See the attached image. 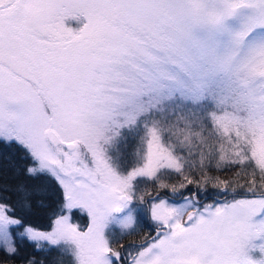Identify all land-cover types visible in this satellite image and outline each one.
I'll return each mask as SVG.
<instances>
[{
  "label": "snow or ice",
  "instance_id": "obj_1",
  "mask_svg": "<svg viewBox=\"0 0 264 264\" xmlns=\"http://www.w3.org/2000/svg\"><path fill=\"white\" fill-rule=\"evenodd\" d=\"M0 159V264H264V0H0Z\"/></svg>",
  "mask_w": 264,
  "mask_h": 264
},
{
  "label": "trees",
  "instance_id": "obj_2",
  "mask_svg": "<svg viewBox=\"0 0 264 264\" xmlns=\"http://www.w3.org/2000/svg\"><path fill=\"white\" fill-rule=\"evenodd\" d=\"M0 164H3L5 167L7 166L6 162L3 161L2 159H0ZM210 175L219 176L222 179H227V178H230L232 176V172L213 170L210 172ZM194 190H195L194 187L192 185H189L188 188L185 189L184 193L187 194L188 192H191ZM215 191H216L215 189H212L211 187H209L207 192L202 194V202L203 203H208V202L214 203V197L210 196L209 193H214ZM162 196H165V195L163 194ZM56 207H57V205L55 203H53L52 210H54ZM52 210H49L48 212L30 215L28 217V222L32 226H34L40 230H50L51 225H52V220L54 219V216L52 214ZM82 220L86 221V223H87L88 218L86 217V215L82 216ZM149 228H151V226L148 223V221H142L139 233L132 235V236H128L126 238H123L122 242L127 246L129 243L140 241L141 239L138 240V239H136V237L139 234L140 235L143 234V231L147 230ZM21 247H22V253H21L22 256H35L36 259L44 260L45 264H50L52 257L55 256V252H53L51 254H45L43 252H40L39 250L32 247L29 242H25ZM3 258H4L3 252H0V259H3ZM8 264H19V262L18 261H9Z\"/></svg>",
  "mask_w": 264,
  "mask_h": 264
},
{
  "label": "rangeland",
  "instance_id": "obj_3",
  "mask_svg": "<svg viewBox=\"0 0 264 264\" xmlns=\"http://www.w3.org/2000/svg\"><path fill=\"white\" fill-rule=\"evenodd\" d=\"M172 182H176V178H173V181ZM194 187V186H193ZM195 189V188H194ZM184 191H185V189L184 190H182V192L184 193ZM165 195L164 197L165 198H167V199H169V200H175V201H177V202H181V195L178 193V194H175V195H173V194H171L170 192H167V193H165V192H162L161 193V195ZM184 194H186V193H184ZM208 203H211V202H208ZM213 203V202H212ZM84 214H76V215H74V221L76 222V223H78L80 226H81V228L82 229H84V228H86V226H87V224L89 223V221H87V223H86V221H84V220H82V216H83ZM144 221H148V223L150 224V226H151V228H149V229H147V230H144L143 231V234H139L137 237H136V239H138V240H142L144 237H146V236H151V235H154V228H155V224H154V222L153 221H151V219L150 218H148V217H145V219H144ZM117 235H119V232H118V230H117V233H116ZM140 240V241H141ZM140 241H137V242H135V243H139Z\"/></svg>",
  "mask_w": 264,
  "mask_h": 264
}]
</instances>
